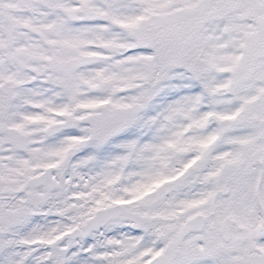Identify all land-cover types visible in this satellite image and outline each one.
Segmentation results:
<instances>
[{
	"label": "snow or ice",
	"instance_id": "1",
	"mask_svg": "<svg viewBox=\"0 0 264 264\" xmlns=\"http://www.w3.org/2000/svg\"><path fill=\"white\" fill-rule=\"evenodd\" d=\"M0 264H264V0H0Z\"/></svg>",
	"mask_w": 264,
	"mask_h": 264
}]
</instances>
